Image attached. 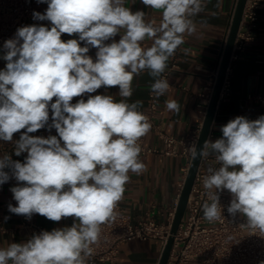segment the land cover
I'll use <instances>...</instances> for the list:
<instances>
[{
	"label": "clouds",
	"instance_id": "9594fccd",
	"mask_svg": "<svg viewBox=\"0 0 264 264\" xmlns=\"http://www.w3.org/2000/svg\"><path fill=\"white\" fill-rule=\"evenodd\" d=\"M38 2L48 7L44 14L34 12L33 19L50 21L51 28L20 27L4 44L0 141L11 142L14 133L26 129L14 152L27 157L23 163L7 154L0 157V185L10 178L20 182L10 189L17 202L9 204L11 213L28 220L39 214L54 222L73 217L74 222L0 247V264H88L102 226L118 218L130 173L146 171L141 141L152 124L140 110L142 101L129 102L134 77L147 71L155 97L167 93L170 85L162 74L185 35L196 34L193 17L206 0H141L161 14L159 23L146 20L142 10L133 12L125 0ZM62 34H78L79 40L62 41ZM89 46L97 49L95 61ZM101 87H118L121 99L98 94L71 103ZM166 108L180 111L175 99L166 101ZM46 126L55 128L59 139L29 135ZM221 132L199 151L189 147L192 159L215 154L219 165L208 167L203 177V219L210 224L223 219L218 193L228 190L233 197L228 213H240L246 218L242 227L264 236V116H237Z\"/></svg>",
	"mask_w": 264,
	"mask_h": 264
},
{
	"label": "crops",
	"instance_id": "0c3cea01",
	"mask_svg": "<svg viewBox=\"0 0 264 264\" xmlns=\"http://www.w3.org/2000/svg\"><path fill=\"white\" fill-rule=\"evenodd\" d=\"M236 0H206L204 10L193 17L197 25V32L192 36L185 35V43L181 45L179 52V68L170 73L168 77L169 89L160 96L157 102V117L161 129L176 137H184L201 123L203 114L198 107L200 94L206 93L205 87L209 86L215 78L223 50L225 38L230 25ZM125 5L133 12L142 10L146 13V20L159 23L161 14L141 3V0H125ZM47 2H36L35 12L44 14L47 10ZM37 26L51 28V22L38 21ZM15 34L8 35L0 45V70L6 69L7 61L3 59L6 50L4 44L7 40L15 38ZM254 39L247 46L243 55L230 62L225 75L227 87L223 89L222 96L217 103L216 111L211 123L207 141L215 142L222 137L221 128L237 116H243L249 120H256L264 116V108L253 101L247 100V94H264V0L257 10L256 26L253 30ZM62 39V37H61ZM69 39L79 40L78 34L66 35L65 42ZM120 39L118 34L114 38ZM107 41L106 43H111ZM150 46L151 42H146ZM81 46H85L81 42ZM88 55L96 59L97 49L89 46ZM154 82L147 71L134 77L132 82L133 95L129 102L142 101L143 109L146 104L147 94ZM118 87H101L95 93L84 94L83 97H74L71 103L75 104L79 99L85 101L88 95H112L117 100ZM175 99L180 105L179 112H171L166 108V101ZM55 102L53 98L52 103ZM253 118V119H252ZM52 123V111L49 108V121ZM26 129L13 134V159L23 163L27 153L16 156L15 142ZM30 136L48 138L57 136L55 128L48 126L39 129ZM145 144L160 146L161 142L153 131L144 137ZM62 143V142H61ZM63 146V143H62ZM140 159L146 165V171L140 175L130 173V181L125 186L124 198L121 201L123 208L132 219L136 220L146 212H151L156 221H164L167 212L173 208L184 178L183 168L185 159L180 155L163 157L158 159L153 154L141 155ZM10 174L9 169H5ZM11 175V174H10ZM15 178L0 185V223L6 227H14L19 223L20 215L9 211V204L17 206L13 198L11 188L18 186ZM34 220L48 230L70 227L74 222L73 217L62 218L59 222L48 220L46 217L34 214ZM7 218V219H6ZM25 242V235L16 234L9 236L0 234V247H7L10 243ZM160 255L158 244L154 240L130 239L119 248L116 264H157ZM105 264V263H98Z\"/></svg>",
	"mask_w": 264,
	"mask_h": 264
},
{
	"label": "built area",
	"instance_id": "2783aa9c",
	"mask_svg": "<svg viewBox=\"0 0 264 264\" xmlns=\"http://www.w3.org/2000/svg\"><path fill=\"white\" fill-rule=\"evenodd\" d=\"M36 2L37 0H0V45L8 35L16 33L18 28L38 24L39 20L33 19ZM260 5L261 0L245 1L230 54V62L239 59L253 41V30L256 26L257 10ZM66 35L62 34V41L65 40ZM180 47L169 59L168 67L162 74L167 80L170 73L179 68ZM213 82L214 80L205 87L206 93L200 94L198 107L203 116ZM226 87L224 80L221 96ZM246 97L247 100L264 108V94L249 93ZM158 99L159 97H155L150 88L145 107L140 110L149 117L152 124L151 130L161 145L158 147L147 145L142 138L141 155L153 154L158 159L180 155L185 159L183 168L185 176L191 158L189 147L195 146L201 123L184 137L165 133L155 121ZM5 154L14 161L12 143L0 141V157ZM210 166H219L215 161V154L200 159L186 201L185 211L173 235L165 264H264V236L259 233L252 234L242 227L246 223V218L240 213H237L235 217L228 213L227 208L233 198L228 190L218 193L223 209V219L211 224L203 219L201 205L207 198L203 189V177ZM175 205L176 202L167 212L164 221H156L151 212H146L134 220L120 202L117 209V220L112 224L102 226L101 242L95 247L94 255L89 259L88 264H116L120 246L130 239L154 240L161 251L170 234ZM33 216L31 220H28L20 215L19 223L14 227H6L0 223V234L9 236L23 234L27 242L34 234L51 231L36 223Z\"/></svg>",
	"mask_w": 264,
	"mask_h": 264
},
{
	"label": "water",
	"instance_id": "95a60500",
	"mask_svg": "<svg viewBox=\"0 0 264 264\" xmlns=\"http://www.w3.org/2000/svg\"><path fill=\"white\" fill-rule=\"evenodd\" d=\"M246 0H236L235 6L233 9L230 25L228 32L225 38L223 50L221 53L219 65L215 74L214 82L211 88L209 99L206 105L205 113L201 122L200 130L198 133L197 141L195 147L199 151L202 149L204 142L208 139V135L211 128V123L216 111L217 103L221 97L222 86L225 80V75L230 64V54L235 40V36L238 30L241 14ZM201 158L192 159L185 173V176L182 181V185L177 197L174 215L170 225V234L167 238V241L160 251V255L157 261V264H165L170 247L173 241V235L176 232L180 221L183 217L186 201L190 193V189L193 183L194 175L197 170Z\"/></svg>",
	"mask_w": 264,
	"mask_h": 264
}]
</instances>
